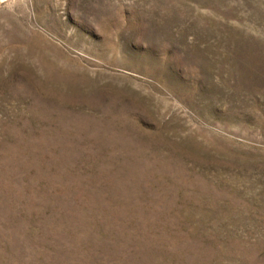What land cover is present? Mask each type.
Wrapping results in <instances>:
<instances>
[{
  "label": "rangeland",
  "instance_id": "obj_1",
  "mask_svg": "<svg viewBox=\"0 0 264 264\" xmlns=\"http://www.w3.org/2000/svg\"><path fill=\"white\" fill-rule=\"evenodd\" d=\"M0 264H264V0H0Z\"/></svg>",
  "mask_w": 264,
  "mask_h": 264
}]
</instances>
